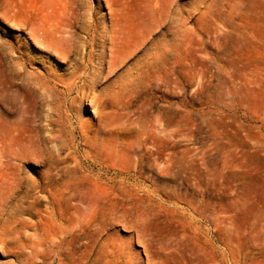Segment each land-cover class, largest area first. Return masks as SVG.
I'll use <instances>...</instances> for the list:
<instances>
[{"label": "rangeland", "instance_id": "rangeland-1", "mask_svg": "<svg viewBox=\"0 0 264 264\" xmlns=\"http://www.w3.org/2000/svg\"><path fill=\"white\" fill-rule=\"evenodd\" d=\"M0 51V264H264V0H0Z\"/></svg>", "mask_w": 264, "mask_h": 264}, {"label": "bare ground", "instance_id": "bare-ground-1", "mask_svg": "<svg viewBox=\"0 0 264 264\" xmlns=\"http://www.w3.org/2000/svg\"><path fill=\"white\" fill-rule=\"evenodd\" d=\"M2 55H3V52L0 51V58L1 59H2ZM2 66H5V65L3 64ZM11 68H12V66L10 65V63H6V68L5 69L9 70ZM0 72H3V69H2V71L0 70ZM19 75L22 77V74H19ZM4 97H7V98L10 99V105L11 106L17 105L18 102L20 103V101H21L19 95H18L19 98L17 96H15V95L13 97L10 94V91L3 90V82L1 81V77H0V103L2 105H3V101L2 100H3ZM16 116H17V113L12 107H2V109L0 110V126H2L3 129H4V133L0 132V139H2L4 141V143H2L1 141L0 142L2 144H4L3 147L7 148V150H6V155L7 156H10L11 158L14 157V158H19L20 159V157L23 155V153L21 155V152L19 151V150H21V145L18 146V147H15V145H16L15 144V138H16V135H18V134H16V132H18V131L22 132V130H19L20 129L19 126L16 125V120H17V118H15ZM21 132H19V133L21 134ZM22 134H23V132H22ZM22 134H21V136H22ZM21 136H19V137H21ZM21 138H20V141L22 142L23 138L22 139ZM17 140H18V138H17ZM21 142H18V143L21 144ZM25 143L26 142H24V144ZM6 165H9V164H6ZM41 245H42V243H39V246H41ZM28 264H35V263L34 262H30Z\"/></svg>", "mask_w": 264, "mask_h": 264}]
</instances>
